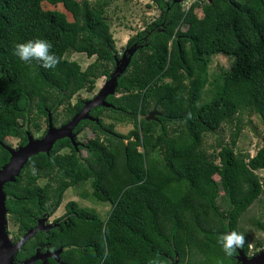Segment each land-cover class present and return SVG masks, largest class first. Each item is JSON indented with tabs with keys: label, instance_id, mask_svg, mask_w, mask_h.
<instances>
[{
	"label": "trees",
	"instance_id": "1",
	"mask_svg": "<svg viewBox=\"0 0 264 264\" xmlns=\"http://www.w3.org/2000/svg\"><path fill=\"white\" fill-rule=\"evenodd\" d=\"M44 2L62 4L72 21L43 9ZM112 2L0 0V168L10 160L6 138L25 146L30 126L39 129L33 111L45 116L47 125L50 111L55 124L64 105V125L88 101L71 98L82 89L93 91L97 78L111 76L118 53L104 12ZM151 2L160 14L128 39L132 54L117 76L115 94L105 98L110 106L92 107L89 115L98 121L80 120L73 130L87 125L95 136L77 150L69 138L57 139L48 153L30 156L15 181L3 186L10 221L17 226L13 241L53 214L64 192L82 182L90 181L91 195L111 204L108 216L67 202L58 224L38 230L16 253L18 262L39 245L42 253L62 249L64 264H148L157 256L164 264H239L238 249L227 256L218 238L240 232L242 215L264 192V179L256 174L264 169V146L253 156L236 152L238 122L217 155L209 157L203 143L205 134L245 109L264 125V0H195L188 8L176 0ZM36 39L53 44L61 57L56 68L45 69L36 60L26 64L14 55L16 43ZM68 51L95 60L82 69L65 58ZM218 53L231 56L233 64L221 72L212 98L200 103L210 81V56ZM154 108L162 115L147 121ZM106 112L133 129L116 132L113 123H103ZM64 148L69 151L62 153ZM41 178L47 180L42 186ZM252 222L264 232V221ZM262 246L256 241L253 247ZM241 250L249 254L247 237ZM46 264L61 263L47 258Z\"/></svg>",
	"mask_w": 264,
	"mask_h": 264
},
{
	"label": "rangeland",
	"instance_id": "2",
	"mask_svg": "<svg viewBox=\"0 0 264 264\" xmlns=\"http://www.w3.org/2000/svg\"><path fill=\"white\" fill-rule=\"evenodd\" d=\"M82 1V0H77ZM90 4H94L95 0H87ZM180 1L184 8H188L195 0H176ZM43 9L53 10L60 17L72 21V16L69 12L65 10L62 4L52 5L48 2L42 4ZM198 11V10H197ZM160 14V10L156 7L151 0H113V2L105 9L104 17L109 24L110 32L115 41V47L118 53V60L121 62L125 56H128L127 41L128 39L136 34L137 32L144 29V27L156 19ZM188 25L183 23L181 29L183 31L188 30ZM132 50V49H131ZM65 58L68 60L76 61L80 64L82 69H85L90 63L95 60V56L87 57L84 53L68 51L65 54ZM121 64V63H120ZM233 64V58L224 54H214L210 56V61L208 64V75L209 83H207L201 91L200 103H205L209 101L214 95V85L217 81L221 80V72L228 71ZM108 83V78L101 76L95 80V87L93 91L88 92L85 89L78 91L72 98L71 102H75L77 98L84 100L94 99L101 90ZM118 95V94H117ZM158 110V108H156ZM108 112L103 113L102 121L105 125L110 123L114 124V130L121 134H126L133 129V124L131 122H118L107 115ZM56 122L54 124L55 128L62 126L63 121L66 119L65 106L61 105L56 113ZM32 119L34 123L39 125V129L35 126H30V134L33 139H40L47 131L48 125L46 123L45 116H38L35 111H33ZM71 120V119H70ZM22 123V119H20ZM240 128L237 144L235 146V151L238 153L248 154L253 156L257 150L264 146V125L260 117L250 110H242L233 121L225 122L213 133H207L204 135L203 149L209 157L217 155L220 143L229 142L235 129L237 128V123ZM23 124V123H22ZM44 134V135H43ZM95 133L89 126H84L81 130L75 133V141L78 143H84L89 138H93ZM6 144L11 148L18 150L20 148L19 139L16 137L6 138ZM139 150H142L139 148ZM68 148L61 150L62 153H67ZM85 155V150H82ZM157 154V152H153ZM216 163H218V158H216ZM256 174L264 179V169L256 171ZM214 180L219 181L218 175H214ZM47 182L46 179L41 178L38 183L42 186ZM15 193H19L20 189H15ZM82 194H87V198H82ZM75 201L79 207H87L95 210L99 217L105 219L110 210L111 204L109 202L99 201L94 196L91 195V184L90 181L82 182L76 186H71L68 188L63 196L62 201L56 211L46 216V220L42 222L45 227L47 225H56L58 220L66 214L65 205L69 201ZM219 201V199H217ZM225 208H221V212L225 213ZM7 219V231L8 237L12 241L13 236L17 232V226L10 221L9 214L6 215ZM254 219H260L264 221V192L260 198L255 201L249 209L242 215L239 221V230L243 233L249 242L250 251L247 254L248 257H253L257 255L264 249V232L257 230L253 225ZM256 241H261L263 243L262 248L255 249L253 246Z\"/></svg>",
	"mask_w": 264,
	"mask_h": 264
},
{
	"label": "water",
	"instance_id": "3",
	"mask_svg": "<svg viewBox=\"0 0 264 264\" xmlns=\"http://www.w3.org/2000/svg\"><path fill=\"white\" fill-rule=\"evenodd\" d=\"M206 1L212 2V0ZM129 49L130 50H128L127 53L129 56H125L121 62L117 59L116 67L111 76L108 78V83L101 90V92L94 99L86 101L82 110L75 114L69 122L60 126L59 128H55L52 121L51 112L49 111L47 113L48 129L42 138L33 139L32 135L27 133L28 142L25 146H20L18 150L11 149L10 147L8 148L10 152V160L7 165L0 168V264H34L37 260H40L42 264H46L47 258H53L59 263L64 264V262H62L59 258L62 249H58L53 252L46 251L42 253L39 248H37L35 253L28 259L23 260L20 263L15 262L16 253L22 248L27 240L32 238L38 230H47L52 225H47L45 227L42 225V222H44L47 218L44 216L41 220H39L38 225L34 229L28 230L17 241H11L8 237L7 231L6 215L8 212L5 205L6 193L3 190V186L6 182L15 181L16 177L19 175L30 156H33L39 152L48 153L57 139L67 137L70 139L75 149H78L80 143L76 142L74 139L75 132L73 130L75 126L80 120L83 119L98 121V119L89 115V111L92 107L97 105L110 106L106 102L105 98L108 95L115 94L117 87V76L126 70L130 61L132 50L131 48ZM160 115L162 114L156 108H154L145 116V119L147 121L156 120L157 116ZM238 253L237 259L239 264H264V249L253 257H248L241 249H238Z\"/></svg>",
	"mask_w": 264,
	"mask_h": 264
},
{
	"label": "clouds",
	"instance_id": "4",
	"mask_svg": "<svg viewBox=\"0 0 264 264\" xmlns=\"http://www.w3.org/2000/svg\"><path fill=\"white\" fill-rule=\"evenodd\" d=\"M53 44L47 39L28 40L26 42H18L14 45V55L26 64H30L33 60L41 62V66L45 69H54L60 63L59 57L53 49ZM191 117V114H189ZM218 242L220 243L224 253L231 257L237 249L244 247L246 236L238 231H230L222 233ZM104 257L107 258L108 251L105 248ZM148 264H164L159 256L149 260Z\"/></svg>",
	"mask_w": 264,
	"mask_h": 264
},
{
	"label": "flooded vegetation",
	"instance_id": "5",
	"mask_svg": "<svg viewBox=\"0 0 264 264\" xmlns=\"http://www.w3.org/2000/svg\"><path fill=\"white\" fill-rule=\"evenodd\" d=\"M41 219H42V218H40L39 220H41ZM39 220H38V222H39ZM57 224H58V223H57ZM57 224H56V225H57ZM52 226H54V224H53ZM52 226H51V227H52ZM12 241H13V240H12ZM13 242H15V241H13ZM37 248H39L40 251H41V246H39V245H38V246H35L34 251H36ZM26 259H28V258H26ZM26 259H24V260H26ZM15 262H16V263H20V262H18V261L16 260V258H15ZM21 262H22V261H21Z\"/></svg>",
	"mask_w": 264,
	"mask_h": 264
}]
</instances>
